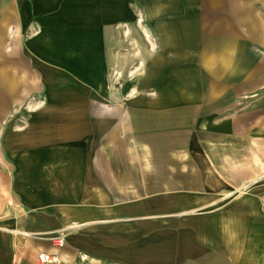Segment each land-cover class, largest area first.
<instances>
[{"label":"crops","instance_id":"obj_1","mask_svg":"<svg viewBox=\"0 0 264 264\" xmlns=\"http://www.w3.org/2000/svg\"><path fill=\"white\" fill-rule=\"evenodd\" d=\"M140 2L129 83L127 1L0 0V264H264V0L230 1L218 81L197 17Z\"/></svg>","mask_w":264,"mask_h":264},{"label":"rangeland","instance_id":"obj_2","mask_svg":"<svg viewBox=\"0 0 264 264\" xmlns=\"http://www.w3.org/2000/svg\"><path fill=\"white\" fill-rule=\"evenodd\" d=\"M112 2L115 0H111ZM127 1V5L130 7L126 10L128 13L129 18H131L130 21H128V24H121L119 25V29H117L118 36L121 37L124 36L125 41H123V45L121 41H118L120 43V47L122 49H129L131 50L132 57L129 58V71L128 73H114V78L120 77L122 81L124 82L128 81L129 83H136L140 82L142 78V74L139 70L140 66V49L141 44L143 43V46L145 48L146 44L148 42V47L151 52L153 49H157L156 41L153 40L155 38L153 35H155V31L152 30V25H148L147 23H150L148 19L152 17H156L154 14L157 10H146L145 8H142V4L140 0H125ZM157 0H148L149 3H155ZM178 4H174L175 6H169L167 8L165 13H170V16L173 17H180V16H188L191 14V16H196L198 19L197 24V31H198V45H203V47H206V44L210 47L208 48L210 51L209 54L212 52V56L210 57V60L213 61V81H218L220 78H228V79H235L236 74H224L221 73L219 70H221V66L216 61L219 57L218 55L221 54H229L231 55L232 50L224 48L227 43H234L232 42V39H234L233 36V28H235L234 25H232L231 16H234L235 11L229 8L230 1L231 0H192L196 2V8H188V4H186L184 7L181 2L185 0H176ZM189 1V0H186ZM176 2V3H177ZM126 3V2H125ZM104 9H102L103 12ZM114 12V10H111ZM154 12V13H153ZM211 18V19H210ZM149 33L150 38L152 40L149 41H143L142 36L147 37V34ZM122 38V40H123ZM246 52L248 50V42H246ZM198 46V55H197V67L195 72H190V74H175L174 79H180L186 80V85L196 86L197 91H204V84L205 81L208 80V74L206 75L203 71L201 72V69L203 68V65L205 63L204 57L200 56V52L203 51L199 49ZM204 53V52H203ZM200 63L202 64V68L199 66ZM181 76V77H180ZM190 82V83H189ZM189 83V84H188ZM196 91V89L194 88ZM150 95L156 94V91L150 90Z\"/></svg>","mask_w":264,"mask_h":264},{"label":"built area","instance_id":"obj_3","mask_svg":"<svg viewBox=\"0 0 264 264\" xmlns=\"http://www.w3.org/2000/svg\"><path fill=\"white\" fill-rule=\"evenodd\" d=\"M264 200V195H263ZM62 240H58V244H61ZM60 262V257L57 254L40 252L39 253V264H58Z\"/></svg>","mask_w":264,"mask_h":264}]
</instances>
